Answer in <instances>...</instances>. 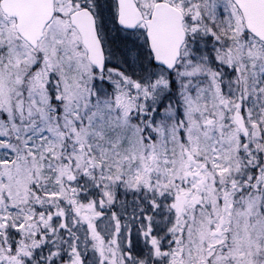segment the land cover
Listing matches in <instances>:
<instances>
[{"label":"snow or ice","instance_id":"obj_1","mask_svg":"<svg viewBox=\"0 0 264 264\" xmlns=\"http://www.w3.org/2000/svg\"><path fill=\"white\" fill-rule=\"evenodd\" d=\"M0 264H264V0H0Z\"/></svg>","mask_w":264,"mask_h":264}]
</instances>
